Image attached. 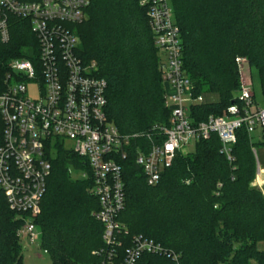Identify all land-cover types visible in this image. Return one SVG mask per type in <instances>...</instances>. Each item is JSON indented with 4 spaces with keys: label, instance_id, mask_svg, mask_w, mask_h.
<instances>
[{
    "label": "trees",
    "instance_id": "trees-1",
    "mask_svg": "<svg viewBox=\"0 0 264 264\" xmlns=\"http://www.w3.org/2000/svg\"><path fill=\"white\" fill-rule=\"evenodd\" d=\"M171 5L192 93L219 97L189 105L194 123L226 114L232 105L242 108L245 76L238 59L260 70L264 92V0H171ZM87 14L74 26L77 53L94 61L96 74L108 82L109 118L124 134H154L155 126L169 125L161 52L146 8L139 0H90ZM36 47L30 25L17 20L10 41L0 42V91L10 62L35 57ZM260 144L264 128L259 141L245 127L238 129L229 161L218 135L199 139L194 151L176 153L156 185L147 183L132 152L124 162L125 200L118 220L128 235L117 247L118 262L131 236L142 234L177 252L182 264H264V248L258 247L264 243V194L252 185ZM51 146L52 170L34 219L42 234L40 248L51 264H99L110 250L102 238L104 225L94 215L99 202L91 193L92 180L73 179L70 172L71 167L89 172L88 162L58 142ZM23 219L0 188V264H24L18 236ZM137 264L171 260L145 253Z\"/></svg>",
    "mask_w": 264,
    "mask_h": 264
},
{
    "label": "built area",
    "instance_id": "built-area-1",
    "mask_svg": "<svg viewBox=\"0 0 264 264\" xmlns=\"http://www.w3.org/2000/svg\"><path fill=\"white\" fill-rule=\"evenodd\" d=\"M170 1L139 0L161 52L169 125L155 126L154 134H124L108 115L107 80L96 74L94 61L85 62L77 53L80 37L74 25L87 18L90 0H0V42L10 41L17 20L28 23L37 40L35 57L10 62L5 88L0 91V188L9 207L24 216L18 231L22 240L40 246L42 234L34 219L52 170L48 148L57 140L68 139L74 143L70 150L88 162L89 172L83 171V178L92 180L91 193L99 202L94 215L104 225L102 238L110 247L99 264H137L145 253L182 264L177 252L142 234L131 236V244L118 262L117 247L121 237L128 235L118 220L125 200L124 162L134 152L147 183L156 185L178 151L213 134L218 135L221 151L231 161L237 130L245 127L251 134L264 128V106L251 110L254 91L249 77H244L242 108L232 105L226 114L192 121L188 107L203 97L194 96L184 72L181 32ZM238 62L244 70L242 60ZM257 166L256 178L262 185L264 169L259 162Z\"/></svg>",
    "mask_w": 264,
    "mask_h": 264
},
{
    "label": "rangeland",
    "instance_id": "rangeland-1",
    "mask_svg": "<svg viewBox=\"0 0 264 264\" xmlns=\"http://www.w3.org/2000/svg\"><path fill=\"white\" fill-rule=\"evenodd\" d=\"M170 4H171V1H170ZM243 68H244L243 73H244L245 78L249 77L250 79L249 87L254 91L255 98H254V103L251 106V110L255 111L258 107L264 106V92L262 88L263 76L260 74V70L257 67L252 66L249 68L247 65H245L243 66ZM31 94L35 95L33 90ZM203 98L206 102H216L219 100V97L216 94H212V93H205L203 95ZM251 136L253 137L254 141L261 140L262 128H256L251 133ZM57 142L60 143L63 148L68 149V150L72 149L74 145V143L68 139L64 140V142L61 140H57L56 143ZM195 145H196V142L192 141L188 146L185 147L183 152L194 151ZM256 152H257L259 164L264 169V145H261V144L258 145L256 147ZM257 170H258V167H257ZM71 176L73 179H82L83 171H81L80 169L71 167ZM252 185L255 187H258L264 194V183L263 182H262V185H259V182L257 181V178L255 177V180L253 181ZM21 244L23 246V263L24 264H51L50 255L47 252H45L42 248H40L39 245L29 244L25 240H22ZM258 247L264 248V243H259Z\"/></svg>",
    "mask_w": 264,
    "mask_h": 264
}]
</instances>
